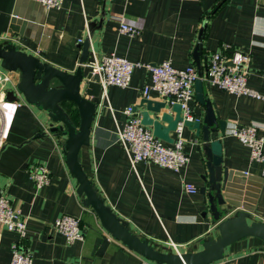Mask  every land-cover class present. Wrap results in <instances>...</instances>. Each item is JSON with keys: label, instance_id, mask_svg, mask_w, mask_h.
<instances>
[{"label": "crops", "instance_id": "0c3cea01", "mask_svg": "<svg viewBox=\"0 0 264 264\" xmlns=\"http://www.w3.org/2000/svg\"><path fill=\"white\" fill-rule=\"evenodd\" d=\"M13 15L27 20L22 34L10 28ZM120 19L137 27L138 33L120 32ZM87 38L89 47L83 53ZM0 42L68 72L80 61L86 72L91 70L90 52L97 60L115 53L138 63L128 86L110 85L93 97L97 109L89 144L78 155L80 164L113 212L157 249L199 251L205 240L219 236L217 221L199 192L205 160L196 148L194 131L182 128L188 161L179 170L146 161L132 165L118 132L127 121L124 109L144 97L142 89L150 81L145 64L170 60L177 68L194 66L204 75L210 53L222 50L231 62L236 53H245L250 60L240 69L246 72L248 86L264 94V0H63L58 9L35 0H0ZM197 43L200 69L193 58ZM15 77L14 82L18 72ZM203 92L226 121L225 135L218 132L212 138L220 137L222 167L232 174L226 191L234 209L231 215L247 211L249 223L264 222V159L251 160L249 147L229 132L235 123L252 124L264 135V100L230 93L205 79ZM149 95L162 100L154 91ZM18 97L0 104V192L26 221V235L0 225V264L10 263L15 245L32 254V264H142L145 260L159 264L108 235L94 210L84 204V195L77 193V180L65 159V136L50 131L46 110ZM189 107L194 118L203 116L195 90ZM170 135L177 136L175 131ZM34 165L47 168L48 184L36 187L29 172ZM185 183L196 191H187ZM65 213L80 218L83 239L67 242L52 227ZM104 236L109 243L98 254ZM210 264H264V241L240 238L225 247L223 258Z\"/></svg>", "mask_w": 264, "mask_h": 264}, {"label": "water", "instance_id": "95a60500", "mask_svg": "<svg viewBox=\"0 0 264 264\" xmlns=\"http://www.w3.org/2000/svg\"><path fill=\"white\" fill-rule=\"evenodd\" d=\"M27 20L13 15L10 19V28L22 34ZM89 47L88 38L83 44V53ZM89 62L94 58L89 53ZM201 44L197 43L193 58L200 69ZM226 64L232 65L231 61ZM88 65V64H87ZM0 67L19 73L16 88L22 97L29 103L41 106L47 111L51 123L50 131L61 132L65 136L64 154L69 170L75 176L78 186L77 193L84 195V204L90 206L104 228L113 239L121 241L128 248L138 252L147 259L159 264H210L224 256V249L234 241L255 236L264 241V222H248L247 211H237L226 198L229 188L231 171L222 167V144L220 137L212 138L214 133L225 135L226 121L220 118L214 104L203 92L202 72L194 83L196 100L204 107L202 117L183 119L181 106L173 103L170 106L164 100L143 97L133 106L139 110L141 123L152 128L153 134L167 142L172 143L174 138L170 135L176 130L180 121L183 126L193 130L196 136V148L203 153L205 171L201 175L204 185L199 192L204 196V203L217 221V238L209 237L199 251L185 253H170L152 246L148 239L135 235L118 217L104 199L97 193L90 179L83 170L78 155L84 145L90 141V133L97 101L93 97L99 96L101 90L99 77L92 70L86 72L85 63L80 64L73 72L58 68L40 57L18 49L10 43L0 42ZM19 97L12 89L5 94L6 101H16ZM69 108L76 109L78 124L70 119ZM152 112L156 117H153ZM109 243L107 236L103 237L97 251L102 254Z\"/></svg>", "mask_w": 264, "mask_h": 264}, {"label": "built area", "instance_id": "2783aa9c", "mask_svg": "<svg viewBox=\"0 0 264 264\" xmlns=\"http://www.w3.org/2000/svg\"><path fill=\"white\" fill-rule=\"evenodd\" d=\"M35 1L46 8L56 9L60 8L63 2V0ZM138 30L134 25L120 19V32L133 35L138 33ZM79 41H82V39H79ZM236 54L237 56L232 60V65H228L226 64L228 58L222 50L210 53L205 74L201 78L205 79L208 84L217 85L230 93L236 95L246 94L264 100L263 93L248 86L246 72L240 69L246 67L249 63V56L245 53ZM92 56L94 61L89 62L88 66L93 73L98 74L102 90L110 85L128 86L134 68L139 65L115 53L104 55L99 60L94 55ZM144 66L150 73V81L142 89L143 96L149 97L150 91H154L168 105L179 103L183 119H193L189 102L193 99L194 83L199 77L197 69L194 66L177 68L172 65L170 60H163L156 65L145 64ZM15 73L0 67V104L5 101V94L8 89L14 90L17 96L22 97L16 88L18 80L14 82V79H16ZM8 83H11L12 87L7 88L6 84ZM17 104L20 105L21 102H17ZM124 112L127 115V121L118 132V139L124 145L132 165L138 161H146L154 162L169 169L179 170L187 163L188 155L183 150V121H180L176 127L175 133L177 136L174 141L167 143L157 138L149 126L141 123V115L138 110L133 109V105L127 106ZM229 132L249 147L251 160L263 161L264 135L258 133V128L255 125L235 123L230 127ZM29 172L37 188L50 182L49 171L43 165L31 166ZM244 174H247V172H244ZM185 188L189 192L196 191V188L189 183H185ZM0 225L7 230L18 232L22 237L26 235V221L21 218L19 211L11 206L8 197L1 192ZM52 227L55 231L61 233L67 242L83 239L80 218L77 216L62 214L54 220ZM172 244L176 248V245ZM32 261L33 257L29 251L23 250L17 245L13 246L9 264H32ZM142 264L154 263L145 260Z\"/></svg>", "mask_w": 264, "mask_h": 264}, {"label": "trees", "instance_id": "16d2710c", "mask_svg": "<svg viewBox=\"0 0 264 264\" xmlns=\"http://www.w3.org/2000/svg\"><path fill=\"white\" fill-rule=\"evenodd\" d=\"M69 112H70V119L72 120V122L74 124H78V114H77V110L76 109H70L69 108Z\"/></svg>", "mask_w": 264, "mask_h": 264}]
</instances>
